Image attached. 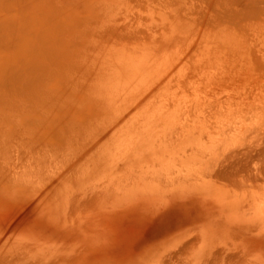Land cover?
I'll return each mask as SVG.
<instances>
[{
    "label": "bare ground",
    "instance_id": "bare-ground-1",
    "mask_svg": "<svg viewBox=\"0 0 264 264\" xmlns=\"http://www.w3.org/2000/svg\"><path fill=\"white\" fill-rule=\"evenodd\" d=\"M205 66L223 68L218 81L225 98L207 88L216 74L214 68L203 79ZM243 67L264 75V0H0V178L14 175L11 182L19 185H25L22 175L33 179L35 162H27L28 173L18 151L27 146L29 121L20 125L16 117L46 112L58 123L70 115L64 119L86 126L65 137L68 152L45 174L40 195L85 221L87 211L78 215L76 200L104 193L200 200L205 211L188 221L184 234L208 241L219 233L230 242L202 251L200 245L213 244L211 236L195 245L197 255L187 243L172 250L166 264H264L263 106L255 110L248 92L252 110L229 95L235 89L222 87ZM33 119L34 127L41 118ZM2 241L0 249L8 245ZM17 255L12 261L0 256V264H26L27 255ZM46 258L42 263L50 264Z\"/></svg>",
    "mask_w": 264,
    "mask_h": 264
},
{
    "label": "rangeland",
    "instance_id": "rangeland-1",
    "mask_svg": "<svg viewBox=\"0 0 264 264\" xmlns=\"http://www.w3.org/2000/svg\"><path fill=\"white\" fill-rule=\"evenodd\" d=\"M222 67H217V69L214 67L216 70L211 66L210 67L205 66V68H202L204 69V71L202 70L203 72L202 76H204L203 79L209 76L211 77L213 74L210 75V72L211 70L214 69L213 71L215 72L216 76L214 75L211 77L212 79H214V83H213V80L211 79L213 84L211 83L210 85L207 86V88L208 89L212 88L213 90H217L216 92H219V93L224 91V89L222 88L220 89V85H221L219 82L220 78H218L223 73ZM218 68H220L222 71L218 70ZM244 68L245 67H243V69ZM247 69L241 72L240 74L236 73L235 75H239L236 78L234 76L232 77L230 76L232 80L229 79L231 80L230 82L226 81L225 82L226 84H223L222 87H224L226 90L227 89L228 90L230 89L239 90L241 88L240 89L241 91L234 90L233 93L230 90L231 93L229 95L233 96L235 100H238V101L246 100L245 103L248 108L250 107L252 110H254L255 108L253 107H256L257 109L255 110L258 111V108L261 105L264 107V101H262L264 100V97H262V94L264 96V93H263L264 82L262 84L258 83V82L264 81V75L263 73L262 74L261 73L256 74L257 72L254 73L255 70L254 71L252 70L253 71L252 72L251 70H247ZM249 71H251L252 73ZM200 73H198L197 76H200L199 75ZM248 74L250 75L252 74L251 75L252 77L249 76ZM254 74L255 76L253 78ZM245 75H247V77L249 78L245 77ZM256 75H258L259 77L258 76L256 77ZM243 76L246 79L243 78ZM250 78H252L250 81L247 80ZM215 79L217 80L215 81ZM242 79L247 80L246 84H245V80L243 82ZM234 81H236L237 83L236 82L234 83ZM9 82L11 84L15 83L13 81H8V83ZM256 82L258 84H256ZM8 83H6V85ZM232 83H233V87H232ZM11 84H8V87H10ZM241 84H243V86H241ZM258 88L260 91L258 90ZM253 89H255V91ZM225 92H223L222 94V96L224 95L223 98H225L226 96ZM246 94L247 95L249 94L250 100L254 99V104H255L254 106H253V103L249 102L250 100H248V96ZM245 95L247 99L245 98ZM250 96H253V97H250ZM256 96L263 98V99L260 101V99L256 98ZM258 99L263 104L260 102L258 103L257 102ZM251 101L253 102V100ZM250 105H252L253 107ZM263 107H260L259 113L261 112L264 113L262 110L264 109ZM25 114L26 116L28 114V117H26ZM38 114H39L38 116L36 115L31 116V114L26 113V111H23V114L21 113L18 117H16V118L21 117V119L19 118V121L16 122L19 124L20 123L22 124V122H24L25 120L27 122L29 121V125H27L26 127L28 129L30 128L29 130H27V132L25 131L26 133L24 132V135H27L26 137H24L27 140V146L18 150L19 159L21 160V162L22 161L24 162V164L22 162V165H24V169H26L25 166L27 165V162L31 161V163L33 164L35 162L34 166L31 165L32 168L30 169L36 175L37 173L35 170H37L39 176L37 178V176L36 177L34 176L35 175L34 173H32L31 175V172H30L29 175H31L33 179L29 178L28 179L29 181L25 180V178L22 179L23 175L21 176V179L18 177L19 178L18 181L20 180L24 181L25 185L23 182H20V185L18 183L12 184L11 180L14 176L13 173H12L13 175L12 178H10L11 176L9 177L8 175H7L8 177L5 176L7 179L6 178L4 179L8 180V182L5 181L3 178H0V183H1L0 192L2 193V195H0V242L2 240L4 241L5 239L6 243L3 241L2 242L5 243V245L7 243L9 245V246L7 245V247L4 246V249H0V254H1L0 256L9 259V261H12L14 258L13 257L14 255L18 254L17 256H22L23 254L25 256L28 254L29 250H32L31 251L32 253L29 251L31 255L29 256L30 253L27 255L28 260H25V258L22 256L26 264L28 263L31 264V262L33 264V261L35 262L37 261L36 263L39 264V261H41V259H39L41 255H42L41 263H42L43 260H45L46 258V257H43V254L45 255L47 254L49 256L46 259L48 260V262H51L50 264H52V262H55V263L58 262L59 264H96L95 262H97L98 264H128V263L132 264V262L133 264H166L167 257L172 252V250L177 249L181 247L182 245H186L187 243L190 244V247L188 249L191 252V255L192 254L197 255L198 254L197 251H199L201 248H203L201 249L202 251L204 250L207 251L209 249L208 247H210L211 249H217L222 246V245L218 246L220 241H223L221 238H219L220 234L215 233L214 236L211 235L213 240H211L212 238L210 236V240L212 242L208 240L210 241V243H213L212 245L210 244L212 247L209 244H207L209 246L206 245L207 247L206 246L201 247L202 245H200L199 247L200 249L198 248L196 250V248L200 244L199 243L198 245H196L198 242H203V241L206 242L207 240H205V238H203V241L201 240L202 238H197L196 240V238H194V235L190 234L187 236L184 234L185 229H187V227L190 226V223H188V221L191 220L192 218H197L198 215H201L205 211V205L203 206L200 200L198 203L197 200L187 199L186 198L187 196L185 197L179 196V197H182L183 199L180 200L181 199L180 198L178 200V197H175V196H169L170 197L169 198L168 195H164L165 198H163L162 197L163 195H156V196L155 195H149V196L145 195V197L148 196V199H147L144 197V195L140 196L138 193L133 196L131 195L133 193H131L129 195L130 197L126 196L127 193H125L124 199L127 197L128 200L127 198L124 200L122 199L123 193L120 194L119 192H115V193L111 192L112 195L113 194L115 195L112 196L110 193L109 194L104 193L106 197L104 198L105 195H102L103 198L100 196V198L102 199V201L100 202L99 200L101 199L98 200V198H96L97 201L96 199L95 201L98 203H96L93 200V197L90 200L91 202L89 201V199H86V200L83 199L84 200V201L82 200L83 204L81 200H76V202L78 203L81 202L82 207H80L81 204L79 203L77 204L78 207H76V209L74 208V210L75 212H78V215L81 211L83 212L87 211V214L85 215V218H87L86 221L85 219L82 220L81 218V216L84 218V214L81 215L80 213V216H79L81 218L80 219L77 215L73 213L74 212L73 209L71 210V212L66 213L68 212L67 210L69 209L62 207V205L60 207L55 206V203L53 200L49 201V199H51L52 197L47 196V194L43 193V190H42L43 196L40 195L41 187L45 183V176L48 175V173H50L51 170L52 171L55 170L54 169L55 167L53 168L54 166L53 164L56 161H58L60 157H64L66 153L68 152L69 144L65 143V137L68 136L72 138L74 136H78L79 134H82L83 129L86 125H84L81 120L70 121L68 119H64L65 117H70V115L68 116V115L62 114L63 120L56 123L51 118L46 119V117H48L46 112H44V116L40 113ZM33 117H35V120H37L36 118H38V120L39 118H41L39 120L41 124L39 122H36L37 123L36 125L34 121L35 126L33 127V125H31L32 121L34 120ZM29 118L31 119V121ZM43 119H46V120L42 121ZM261 121L263 122L264 119H262ZM42 122H43V125H42ZM262 122H260L261 124L254 123V127H257V128L262 127L263 126L262 124L264 123ZM47 133L49 135H46ZM58 134H60L61 136L60 139H58V136H57ZM76 145L79 146V144H76ZM9 154H11L10 150L7 151V155ZM39 156H42L40 159H42L43 161H41L40 159L38 160ZM36 161L38 165L37 169H36V166H37ZM17 165H21V163L19 164L17 163ZM29 170L26 169L28 173H29ZM25 173L27 172L24 171V174ZM2 180H4V182L5 183L7 182V183L5 184ZM14 180H12L13 183H16L14 182ZM42 181H43V184H42ZM40 183L42 184V186ZM2 189H4L5 191ZM3 193H5L4 194L5 196L3 195ZM29 193L31 194L29 195ZM44 194L46 195L47 198L44 197L45 196ZM108 195H109L110 201L106 199ZM117 195L120 198V201L119 202L117 201V203H115V199L117 198ZM114 196H116V198ZM136 196L138 199H139L138 196L142 197L143 198V199L141 198L142 201L141 199H140L141 202L136 201L135 200L137 199ZM131 197H134V199L129 200L131 199ZM153 197L154 198L156 197L157 200L158 198L160 199V197H162L163 200L161 198L160 200H158V203H156L155 201L156 198L153 199ZM171 197L172 198L175 197L174 199L175 200L177 199V200L174 201L172 200ZM43 199L47 201V202L44 201L46 204H43V201H42ZM121 199L124 201L123 203L121 202ZM166 199H168L167 200L168 204L166 203V206L164 205L165 206L164 207L162 204H164ZM169 199H171L174 203H172L171 200L169 201ZM143 200H146V202L148 201L149 204L151 205H149L148 203L145 204L146 202L144 203ZM161 200L163 201L162 203L159 202ZM154 201L157 205H155ZM93 202H95L94 204H96L97 206L95 205L92 207ZM73 204H74V201H73ZM98 204L100 205V207L98 206ZM74 205H76V203ZM85 205H86V208H85ZM149 206H151L152 208ZM89 207H92V208H89ZM95 209L98 210L97 213ZM90 211H92L91 213L95 211L96 216H92L90 213H88ZM70 213H73L72 215L74 216L73 217L72 215L68 216V214ZM88 214H90L91 217ZM86 216H89L90 219ZM69 217H70V221L72 222L76 218L77 223H74L75 222L74 221L73 224L71 222L72 224L71 225L69 222ZM77 218L80 220H78ZM98 218L100 219V223H98L99 225L93 224L95 223V220H97L96 223L99 221ZM80 221H81V225H80ZM90 224H93L92 227L94 228V226H96V228H94V230L90 229L93 231H90L89 229H88L89 231L84 230L87 227L90 228L91 227L89 226ZM73 225H75V227H73ZM84 231H88L86 232L87 234ZM182 231L185 236L182 234ZM214 237L215 239L217 238L215 241H214ZM208 241L206 243H208ZM216 241H218L219 243L217 244ZM224 241L225 243L230 242L229 239H226ZM3 243L1 245H4ZM10 243L12 247H16V248H10L11 246ZM214 243L216 245H214ZM14 244H17V245L15 246ZM26 244H28L29 247L27 246L25 247ZM195 245H196V248H195ZM193 250L195 251V253L193 252ZM20 252L21 254H19ZM199 254H201V251L199 252ZM28 256L30 258L32 257L31 260L30 258H28ZM48 262L45 261V263H48Z\"/></svg>",
    "mask_w": 264,
    "mask_h": 264
}]
</instances>
